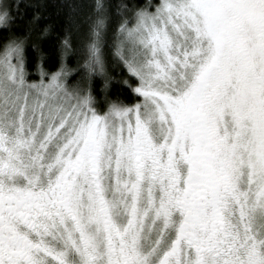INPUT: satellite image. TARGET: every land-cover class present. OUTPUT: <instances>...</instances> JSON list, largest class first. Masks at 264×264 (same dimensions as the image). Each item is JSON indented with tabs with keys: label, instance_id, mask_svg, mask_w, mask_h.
<instances>
[{
	"label": "snow or ice",
	"instance_id": "1",
	"mask_svg": "<svg viewBox=\"0 0 264 264\" xmlns=\"http://www.w3.org/2000/svg\"><path fill=\"white\" fill-rule=\"evenodd\" d=\"M18 20L0 0V264H264V0H94L79 70Z\"/></svg>",
	"mask_w": 264,
	"mask_h": 264
},
{
	"label": "trees",
	"instance_id": "2",
	"mask_svg": "<svg viewBox=\"0 0 264 264\" xmlns=\"http://www.w3.org/2000/svg\"><path fill=\"white\" fill-rule=\"evenodd\" d=\"M108 2L115 7L127 0H108ZM94 0H20V13L22 20L17 21L20 29L26 30L27 22L31 21L34 15H39V21L34 25L37 29L32 34V41L39 44L41 51L48 56L45 67L49 72H54L59 69L60 60L58 56L59 40L63 37L65 32H69L74 43L75 54L71 56L68 62L69 67L79 70V66L83 65L86 56L87 44V27L83 21L92 13V5ZM51 26L47 34H41L40 29ZM111 41L109 40V45ZM109 72L117 75L122 72V68L117 66L114 59L109 56ZM35 54L31 57V64L28 68L29 73L33 79L38 78L39 71L37 69ZM127 77L126 71L124 78ZM100 85L98 84V87ZM117 90L127 96L128 90L117 85Z\"/></svg>",
	"mask_w": 264,
	"mask_h": 264
}]
</instances>
